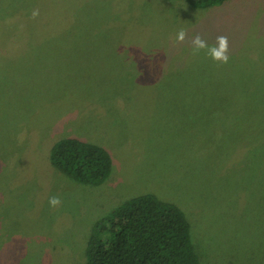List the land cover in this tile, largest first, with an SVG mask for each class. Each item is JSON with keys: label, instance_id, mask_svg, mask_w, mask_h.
I'll list each match as a JSON object with an SVG mask.
<instances>
[{"label": "rangeland", "instance_id": "1", "mask_svg": "<svg viewBox=\"0 0 264 264\" xmlns=\"http://www.w3.org/2000/svg\"><path fill=\"white\" fill-rule=\"evenodd\" d=\"M3 18L0 264H84L94 225L145 194L185 212L201 264H264V117L238 118L264 85V0H0ZM196 34L229 62L192 55ZM64 138L107 149L109 179L56 169Z\"/></svg>", "mask_w": 264, "mask_h": 264}, {"label": "trees", "instance_id": "2", "mask_svg": "<svg viewBox=\"0 0 264 264\" xmlns=\"http://www.w3.org/2000/svg\"><path fill=\"white\" fill-rule=\"evenodd\" d=\"M180 1L195 9H208L229 0ZM5 18L0 21L2 27L7 26ZM27 33L33 32L27 29ZM2 65L5 70L6 61ZM259 72L260 80L264 74ZM256 86V91L244 94L248 102L238 105V118L244 122L247 118L264 117V85ZM230 94L234 96L233 91ZM189 103L199 106L195 100ZM241 127L245 128V123ZM240 153L243 158L239 162L245 163L249 153ZM50 162L76 182L91 186L105 183L113 169V159L107 149L77 138L58 140L50 152ZM84 264H201V261L185 212L174 203L145 194L126 201L94 225Z\"/></svg>", "mask_w": 264, "mask_h": 264}, {"label": "clouds", "instance_id": "3", "mask_svg": "<svg viewBox=\"0 0 264 264\" xmlns=\"http://www.w3.org/2000/svg\"><path fill=\"white\" fill-rule=\"evenodd\" d=\"M39 15L38 10H34L32 12L33 18ZM187 37V31L183 28H181L176 33V42L181 43L183 42ZM192 45V55H198L201 51H204L207 56H209L213 61L227 64L229 62V43L228 38L226 36H217L215 43L212 45H209L199 34H196L193 36L191 40ZM49 206L52 208L58 207L61 204V200L58 197H50L49 198Z\"/></svg>", "mask_w": 264, "mask_h": 264}, {"label": "crops", "instance_id": "4", "mask_svg": "<svg viewBox=\"0 0 264 264\" xmlns=\"http://www.w3.org/2000/svg\"><path fill=\"white\" fill-rule=\"evenodd\" d=\"M189 106H194V105L189 104Z\"/></svg>", "mask_w": 264, "mask_h": 264}]
</instances>
